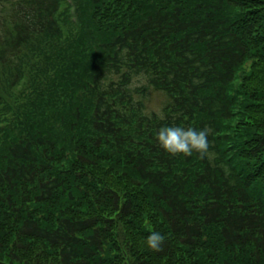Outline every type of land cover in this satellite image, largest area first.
<instances>
[{
	"label": "trees",
	"instance_id": "1",
	"mask_svg": "<svg viewBox=\"0 0 264 264\" xmlns=\"http://www.w3.org/2000/svg\"><path fill=\"white\" fill-rule=\"evenodd\" d=\"M0 264H264V0H0Z\"/></svg>",
	"mask_w": 264,
	"mask_h": 264
},
{
	"label": "clouds",
	"instance_id": "2",
	"mask_svg": "<svg viewBox=\"0 0 264 264\" xmlns=\"http://www.w3.org/2000/svg\"><path fill=\"white\" fill-rule=\"evenodd\" d=\"M208 135L207 126L201 130H195L191 127L165 126L158 130L156 139L160 146L171 155L191 156L195 151L203 158L209 151ZM165 239L166 237L160 232L152 231L147 236L145 243L152 250L159 251Z\"/></svg>",
	"mask_w": 264,
	"mask_h": 264
},
{
	"label": "rangeland",
	"instance_id": "3",
	"mask_svg": "<svg viewBox=\"0 0 264 264\" xmlns=\"http://www.w3.org/2000/svg\"><path fill=\"white\" fill-rule=\"evenodd\" d=\"M147 85L145 79L141 78L140 80H135V86ZM167 100V96L162 91L153 90L151 87L148 89L145 94V103L147 105V112H157L161 113L164 103Z\"/></svg>",
	"mask_w": 264,
	"mask_h": 264
}]
</instances>
